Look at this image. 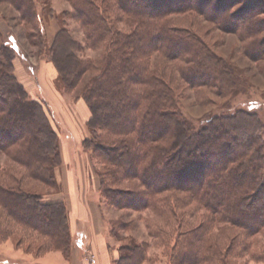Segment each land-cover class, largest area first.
Masks as SVG:
<instances>
[{
  "label": "trees",
  "instance_id": "trees-1",
  "mask_svg": "<svg viewBox=\"0 0 264 264\" xmlns=\"http://www.w3.org/2000/svg\"><path fill=\"white\" fill-rule=\"evenodd\" d=\"M3 1L17 11L37 55L56 67L57 88L87 103L92 138L83 146L100 161L95 172L103 197L117 209L175 220L167 235L174 240L168 264H235L243 256L264 264V246L253 252L264 234L263 121L257 113L237 110L210 114L197 124L181 110L180 94L153 62L155 55L180 62L179 75L190 88H210L233 101L250 86L242 70L198 33L173 22L196 12L224 31L242 29L253 37L264 22L247 31L241 25L228 30L221 10L232 0H67L72 10L61 15L78 22L84 38L75 39L64 19L47 43L38 0ZM252 11L264 13V2ZM4 39L0 29V154L8 158L0 162V240L11 239L37 256L60 251L70 259L69 209L64 201L45 199L60 191V136L45 103L17 79V55ZM262 44L254 39L246 55L263 60ZM86 50L101 55L85 57ZM124 182L131 187H118ZM191 204L205 212L196 223L179 215ZM2 218L10 223L3 227ZM33 233L37 242H26V234ZM149 247L130 236L115 264H147Z\"/></svg>",
  "mask_w": 264,
  "mask_h": 264
},
{
  "label": "rangeland",
  "instance_id": "rangeland-1",
  "mask_svg": "<svg viewBox=\"0 0 264 264\" xmlns=\"http://www.w3.org/2000/svg\"><path fill=\"white\" fill-rule=\"evenodd\" d=\"M209 1H211L212 4L220 3V0ZM259 1L264 2V0H232L230 4H223L224 6L221 12L225 14L228 20V30L232 31L241 25V28L247 31L249 30V26L257 24L256 22H264L263 12L256 11L253 13L252 11ZM44 2H48V6L46 10L42 11ZM37 6L39 9L40 27L47 43L52 42L48 35L51 34L50 30L52 25L57 24L60 26V22L64 19L74 38L80 41L83 40L84 35L79 23L73 19L62 17L61 15L63 11L72 10L71 4L67 0H38ZM209 7L207 6L208 11L211 8ZM49 9H52L53 12L60 17V21L57 20L56 16L48 12ZM240 11H246V14L244 13L245 15L239 17L238 13ZM244 16L248 18L244 19ZM173 24L183 28H189L202 36L206 43L218 55L226 58L242 70L244 78H246L250 84L245 94H241L235 100L230 101L226 97L219 96L215 90L210 88H190L179 75L178 68L183 66L182 63L172 62L162 56L155 55L153 62L157 64L161 72H164V77L169 81L176 92L180 94V107L184 114L198 124L210 114L215 116L225 114L232 115L237 110H246L257 113L264 123V44H262L264 43V27L255 37L251 35L247 36L246 33H243L244 31H242V29L237 31V33H233L224 31L223 28L218 27L217 24L208 21L206 17L196 12L188 13L178 17V19L176 18ZM0 29L5 36L3 43L10 45L14 49L19 61L23 63L28 74L36 77L39 66L47 59L44 56L41 57L37 55V48L32 47L29 40L24 35L22 22L19 20L17 11L3 0H0ZM254 39L261 40L262 44L261 52L263 54V60L259 62L253 61V59L245 53V49H252V42ZM83 55H85V57L88 56L97 59L100 57L101 51L86 50V53ZM57 83L59 82L56 78L54 81L56 90L61 94H65L62 90L60 91L57 88ZM67 96L73 97V94H68ZM50 118L56 130H60L59 124L61 123L59 118H57L55 114H52V112H50ZM90 138H92L91 133ZM87 151L90 153V166L92 169L96 170L101 168L100 161L94 157L92 151ZM7 160V156L0 154V162L2 164L8 163ZM95 175L97 176L96 173ZM118 185V187L128 188L131 187L132 183L124 182ZM43 191H46V189H43ZM100 195L102 198L103 211L105 215L108 213V217L112 219L109 224V231L116 246L120 247L127 244L129 237L134 236L138 242L147 241L150 243V247L147 249V254L149 256V263L147 264H160L164 261L168 262L169 258L167 254L173 246L174 240H170L167 235L171 229L170 223H172V226L176 225L173 218L168 220L167 218L148 211L139 213L117 209L108 203L101 191ZM179 215H181L182 218H189V220L196 223L205 215V212L198 210L194 204H191L187 207H181ZM7 222V218H2L3 227L7 225ZM13 227L14 225L12 228ZM157 230L159 231L158 235L152 236L150 234L151 232L155 234ZM114 233L117 237L114 236ZM214 233L216 232L214 231ZM18 234H22V231H19ZM33 234L31 238L29 237L30 235L26 234L25 241L29 242V240H31L36 243L38 235L35 233ZM223 239H225V237ZM256 241H258V244L253 248V252L260 251L262 248L261 246H264V234L258 236ZM8 248L21 249L23 252L33 257L42 256H37L33 252H28L26 247H17L15 242L11 239L5 241L0 240V264H31L26 263L24 259L12 257L10 253H7ZM236 260L235 264H263L252 260L250 257L244 256Z\"/></svg>",
  "mask_w": 264,
  "mask_h": 264
},
{
  "label": "crops",
  "instance_id": "crops-1",
  "mask_svg": "<svg viewBox=\"0 0 264 264\" xmlns=\"http://www.w3.org/2000/svg\"><path fill=\"white\" fill-rule=\"evenodd\" d=\"M59 29V25H52L51 34H48L51 40ZM14 66L17 79L30 96L44 102L61 123V129H57V132L61 142L62 164L56 170L60 191L45 199L66 203L70 212L73 247L70 259H66L60 251H50L40 257L30 256L16 248H8L7 253L31 264H115L119 258V247L110 236L109 224L112 219L103 211L100 182L95 169L90 166V153L83 146L84 140L90 138L87 123L92 117L87 103L84 99L75 100L56 90L54 81L58 72L52 62L45 60L39 66L36 77L28 74L18 57Z\"/></svg>",
  "mask_w": 264,
  "mask_h": 264
},
{
  "label": "built area",
  "instance_id": "built-area-1",
  "mask_svg": "<svg viewBox=\"0 0 264 264\" xmlns=\"http://www.w3.org/2000/svg\"><path fill=\"white\" fill-rule=\"evenodd\" d=\"M90 258H92V256Z\"/></svg>",
  "mask_w": 264,
  "mask_h": 264
},
{
  "label": "bare ground",
  "instance_id": "bare-ground-1",
  "mask_svg": "<svg viewBox=\"0 0 264 264\" xmlns=\"http://www.w3.org/2000/svg\"><path fill=\"white\" fill-rule=\"evenodd\" d=\"M69 119V118H68Z\"/></svg>",
  "mask_w": 264,
  "mask_h": 264
}]
</instances>
